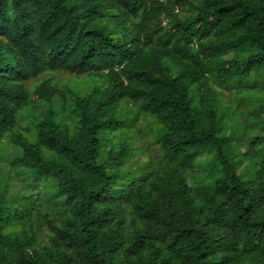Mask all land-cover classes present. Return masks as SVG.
Here are the masks:
<instances>
[{
    "label": "trees",
    "instance_id": "trees-1",
    "mask_svg": "<svg viewBox=\"0 0 264 264\" xmlns=\"http://www.w3.org/2000/svg\"><path fill=\"white\" fill-rule=\"evenodd\" d=\"M0 150V264H264V0H0Z\"/></svg>",
    "mask_w": 264,
    "mask_h": 264
},
{
    "label": "rangeland",
    "instance_id": "rangeland-1",
    "mask_svg": "<svg viewBox=\"0 0 264 264\" xmlns=\"http://www.w3.org/2000/svg\"><path fill=\"white\" fill-rule=\"evenodd\" d=\"M58 76H60V77H62V78H64V79H66V81H67V85H68L70 88H76V87H77V85H76V77H75V76H77V75H75V74H69V73H64V74H58ZM81 76H82V75H79V76H77V77H81ZM139 125L143 126V122L141 121V122L139 123ZM139 127H140V126H139ZM136 128H138V127H136ZM9 150H10V151H14L12 148L9 149ZM0 156H1V161H0V163H3L4 165H6L7 162L5 161L6 159L4 158V156L2 155V150H0ZM3 172H4V171H3ZM114 264H121L120 261H119V257H118V256L115 258Z\"/></svg>",
    "mask_w": 264,
    "mask_h": 264
}]
</instances>
